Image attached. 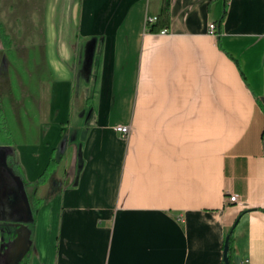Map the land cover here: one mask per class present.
<instances>
[{
    "label": "crops",
    "instance_id": "obj_1",
    "mask_svg": "<svg viewBox=\"0 0 264 264\" xmlns=\"http://www.w3.org/2000/svg\"><path fill=\"white\" fill-rule=\"evenodd\" d=\"M164 2L168 24L149 32ZM44 23L54 79L34 85L37 141L0 47L20 167L36 148L63 167L22 264H264V0H45Z\"/></svg>",
    "mask_w": 264,
    "mask_h": 264
},
{
    "label": "rangeland",
    "instance_id": "obj_2",
    "mask_svg": "<svg viewBox=\"0 0 264 264\" xmlns=\"http://www.w3.org/2000/svg\"><path fill=\"white\" fill-rule=\"evenodd\" d=\"M44 15L45 0H0V32L2 31L3 34V36H1L0 33V47L2 46V48L4 49V54H6V57L10 63V70L8 74H6L9 81H7L5 75L2 74L0 82L7 81L5 82L6 84L4 86L8 89L10 88V93L13 94L14 100H19V102L21 103L28 102L26 103V108L29 109L30 115L32 117H29V126L26 130L27 137L31 141H37L39 139L38 135L39 130L41 129V127H39V120L36 117L37 115L35 116L34 110L35 108H37L33 100L35 96L34 85L38 84V82L45 83L47 81H51V79H54L50 74L47 55H44L47 48L45 47V42L43 41L42 43L46 29L44 23ZM50 24L48 25L49 29L51 27ZM55 43L57 44V46H59L60 44L59 42ZM63 43L64 42H62V44ZM51 49L52 48L50 43V55L52 52ZM54 49H56V45ZM57 49L55 51H57ZM52 55L54 56V59L64 60V57L62 56H64L65 53H63L59 58L56 52H53ZM8 82H11V85H8ZM2 85L3 84L1 83L0 87ZM4 92L8 94L7 91ZM78 92L79 90L76 89L73 95L76 97ZM26 94L29 95L31 99H27ZM9 97H6L3 94L0 95V114L4 122V129L0 130V144L10 145L11 149H13L14 151L12 152L10 162L9 160H7L8 162H6L7 169H9L10 172L14 176L18 177L22 182H29L28 177L30 175H26L27 168L28 172L30 171V166L28 165L31 163L35 164L36 166L40 165L41 168H36L35 171V173H37L36 175L39 176L45 169L49 152H47L46 154L45 151L41 149L38 153L40 148L32 150L26 149V151L24 149H20L21 158L22 160L24 159V161L27 163L26 168L24 167L25 169L20 167L19 164L21 162L19 163V156L16 155V151H19V147L17 145L20 143V135L18 132V126L16 127L18 123L15 118H17L19 111H22V107L19 103H15L14 106L8 104L12 100V98ZM64 97L65 96L61 98L62 102L64 100ZM76 108L77 106L74 105V109H71V111L73 110V117H75V114L77 113ZM33 116H35V118ZM61 117L62 116L59 114V121H61ZM65 119L67 118L65 117ZM51 123H53L54 125L48 133L54 134L55 127L60 128V125L54 120ZM64 124V144H67L70 134V123L67 124L66 122H64ZM47 137V139L49 140V136ZM60 143L61 139L59 140L57 145H59ZM56 146L54 148H57ZM14 160H16V164L13 163ZM56 170H54L53 174ZM25 171L26 173L24 175ZM62 174L63 167L61 165V167H59L57 170V175L61 176ZM36 175H31V177L29 178H33ZM52 175L50 178H48V184L44 185L43 187H37L36 189L35 195L38 199L41 200V203L42 199H46L49 197L51 187L54 185L53 183H55L56 187L57 180L54 176L52 178ZM36 180L37 179L33 181ZM15 184V179H9V173L8 176L6 175V181H4L2 185L0 183V224H27L25 220L26 211L24 200L17 190ZM24 191L28 196L31 190L27 186H24ZM39 206L37 207V210Z\"/></svg>",
    "mask_w": 264,
    "mask_h": 264
},
{
    "label": "trees",
    "instance_id": "obj_3",
    "mask_svg": "<svg viewBox=\"0 0 264 264\" xmlns=\"http://www.w3.org/2000/svg\"><path fill=\"white\" fill-rule=\"evenodd\" d=\"M167 24H168V4H167V2H164L160 15L156 18V22L149 27L148 31L149 32H158L161 28L166 27ZM0 33H1V36H3L2 31ZM4 38H5V36H4ZM3 123H4L3 118L0 114V130L4 129ZM12 152H14V151H13V149H11L10 145L0 144V156H2V154L5 155L4 164H2V163L0 164V183L2 185L4 183V181H6V175L8 176V173H9V179L17 178L20 181L22 190L25 194L24 205H25V211H26L25 220H26L27 224H25V225H21V224H0V264H11L12 263V258H13L15 248H16V242L18 241V239L22 235V229H21L22 227L21 226H24L26 229L28 248H27L25 255L19 261L18 264L23 263L28 258V255H29L30 250H31V234H32L33 225L35 222V215L37 212V207L40 205L41 200L38 199L36 201V203H34L32 205L31 202L33 199L31 201H29V199L27 198V194L24 191V186H27L28 188H30V190L37 189V187L41 186L43 183H45L48 180V178L50 177L52 171L55 168V164H56L55 160H50L48 162L46 168L44 169L43 173L39 176V178L36 181H34L32 183L27 182V181L22 182L18 177L14 176L10 172V170L7 169V167H6V162H8L7 160H9V162L11 160ZM13 163L16 164V160H14ZM2 171H3V173H2ZM15 186L17 187V184H15ZM17 189H18V187H17ZM228 239L230 241V236ZM229 241H228V250H227L226 261L229 260V253L231 251Z\"/></svg>",
    "mask_w": 264,
    "mask_h": 264
},
{
    "label": "water",
    "instance_id": "obj_4",
    "mask_svg": "<svg viewBox=\"0 0 264 264\" xmlns=\"http://www.w3.org/2000/svg\"><path fill=\"white\" fill-rule=\"evenodd\" d=\"M0 158H1V163L4 164L5 155L2 154V156H0ZM15 180H16V184L18 187V191L21 194L23 200L25 201V194L22 190L21 183L17 178H15ZM21 227H22L21 228L22 229V235L18 239V241L16 242V248H15V252H14L11 264H18L19 261L25 255L27 248H28L26 229L24 226H21ZM227 250H228V239H226V241L224 243V248H223V260H224V262H226Z\"/></svg>",
    "mask_w": 264,
    "mask_h": 264
},
{
    "label": "built area",
    "instance_id": "obj_5",
    "mask_svg": "<svg viewBox=\"0 0 264 264\" xmlns=\"http://www.w3.org/2000/svg\"><path fill=\"white\" fill-rule=\"evenodd\" d=\"M156 18L155 16H146L144 19V28L148 29L152 24H154L156 22ZM208 31L210 34H214L215 33V25L214 24H210L208 27ZM166 32V29H162L160 31L161 34H164ZM115 130L119 133H121L123 136H125L128 133V128L125 126H116ZM237 196L236 195H232L228 198V201L233 203L237 201Z\"/></svg>",
    "mask_w": 264,
    "mask_h": 264
},
{
    "label": "flooded vegetation",
    "instance_id": "obj_6",
    "mask_svg": "<svg viewBox=\"0 0 264 264\" xmlns=\"http://www.w3.org/2000/svg\"><path fill=\"white\" fill-rule=\"evenodd\" d=\"M15 164V163H14ZM18 190V189H17ZM35 193H36V189L35 190H31L30 191V193H29V195L27 196V198L29 199V201H31L32 199V205L34 204V203H36V201L38 200V198L36 197V195H35Z\"/></svg>",
    "mask_w": 264,
    "mask_h": 264
}]
</instances>
